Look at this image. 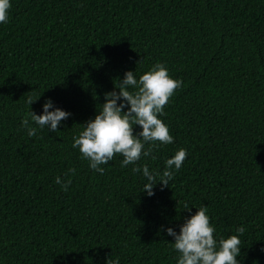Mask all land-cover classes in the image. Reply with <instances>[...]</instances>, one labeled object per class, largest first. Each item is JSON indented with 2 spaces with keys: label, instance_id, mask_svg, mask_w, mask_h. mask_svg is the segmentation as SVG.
<instances>
[{
  "label": "trees",
  "instance_id": "16d2710c",
  "mask_svg": "<svg viewBox=\"0 0 264 264\" xmlns=\"http://www.w3.org/2000/svg\"><path fill=\"white\" fill-rule=\"evenodd\" d=\"M10 3L0 23V264H177L165 230L178 234L201 206L217 240L245 227L238 264H264V0ZM156 63L182 81L158 117L173 142L127 167L117 155L101 175L73 137L125 72L139 79ZM49 99V111L71 115L57 132L32 124L30 138L21 121ZM180 148L182 167L149 197L132 168L162 174ZM57 177L71 179L67 191Z\"/></svg>",
  "mask_w": 264,
  "mask_h": 264
},
{
  "label": "clouds",
  "instance_id": "9594fccd",
  "mask_svg": "<svg viewBox=\"0 0 264 264\" xmlns=\"http://www.w3.org/2000/svg\"><path fill=\"white\" fill-rule=\"evenodd\" d=\"M10 8V0H0V23L8 22ZM181 87L182 81L173 79L162 63L153 65L139 79L134 76V71L125 72L123 80L115 86L119 91L113 90L104 94L105 103L101 105V110L94 119L82 125L83 130L73 137L72 147L78 148L81 158L88 160L89 167L101 175L105 170L101 165L108 164L117 155L123 157L121 167L136 164L142 155L151 156L155 160L152 152L157 143L168 145L173 142L168 126L158 117L164 114L170 98ZM37 99L29 96L26 103L30 106ZM42 108V114L29 111L21 121V126L27 130L30 138L36 136L37 127L57 132L60 122L71 115L59 108L49 111L53 108L50 99L45 101ZM32 124L37 127H32ZM134 125H138L141 131L134 133ZM146 144L150 145L147 150ZM186 156L185 149L177 150L165 161L162 174L150 171L146 164L142 168L133 167L132 171H142L147 180L143 191L150 197L154 195L153 188L157 183L162 189L169 187V181L182 167ZM69 173L75 174V169H69ZM56 183L61 185L62 190L67 191L71 179L62 180L57 177ZM184 210L190 211L187 203ZM165 231L173 237V248L179 253L177 264H238L240 235L246 229L241 225L236 229L239 235L217 240L214 235L216 230L207 215V207L201 206L180 225L178 234L171 227ZM107 264H118V259L107 261Z\"/></svg>",
  "mask_w": 264,
  "mask_h": 264
}]
</instances>
